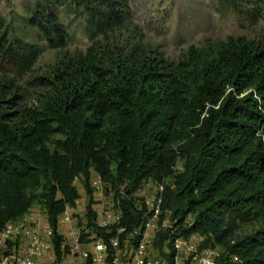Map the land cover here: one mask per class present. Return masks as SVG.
<instances>
[{
    "label": "trees",
    "instance_id": "trees-1",
    "mask_svg": "<svg viewBox=\"0 0 264 264\" xmlns=\"http://www.w3.org/2000/svg\"><path fill=\"white\" fill-rule=\"evenodd\" d=\"M63 8L84 14L93 44L64 50L44 78L46 94L17 108L23 97L8 72H30L41 41L66 47ZM27 23L37 43L13 37L0 14V231L35 205L56 230L80 198L81 178L89 225L102 234L91 208L93 171L115 188L172 176L165 207L191 216L194 231L223 246L218 264H235L230 255L264 264V41H208L171 61L144 43L129 0H39ZM121 33L128 34L123 42L98 40ZM122 207L125 227L142 224L129 202Z\"/></svg>",
    "mask_w": 264,
    "mask_h": 264
},
{
    "label": "built area",
    "instance_id": "built-area-1",
    "mask_svg": "<svg viewBox=\"0 0 264 264\" xmlns=\"http://www.w3.org/2000/svg\"><path fill=\"white\" fill-rule=\"evenodd\" d=\"M183 169L181 161L174 167L175 174ZM175 181L170 176L144 181L135 189L128 184L115 188L93 171L91 208L95 225L103 233L89 225L86 190L84 206L80 195L76 206H67L58 217L56 230L46 211L35 205L0 231V264H218L226 253L223 246L212 236L194 231L191 216L182 218L165 207L166 188ZM77 183L82 179L77 178ZM124 202L142 215L140 226L123 225ZM230 259L242 264L237 255Z\"/></svg>",
    "mask_w": 264,
    "mask_h": 264
},
{
    "label": "rangeland",
    "instance_id": "rangeland-1",
    "mask_svg": "<svg viewBox=\"0 0 264 264\" xmlns=\"http://www.w3.org/2000/svg\"><path fill=\"white\" fill-rule=\"evenodd\" d=\"M39 0H0V14L6 18L13 37L38 42V31L28 27L34 6ZM133 26L143 33L144 43L158 48L171 61H178L190 47H203L208 41H225L232 36L247 37L264 41V5L256 0H236L231 5L219 0H129ZM261 8L262 17L254 20L253 12ZM60 23L66 30V47H53L40 42L41 56L28 73L9 75L16 77L20 86L17 108L32 107L36 100L49 90L43 84L57 64L58 57L65 52L83 51L93 44L88 21L84 14L72 8L60 9ZM126 33L120 37L104 39L100 42H123ZM1 74V70H0ZM84 206L85 189L76 184ZM84 193V194H83ZM88 199V198H87ZM251 226L244 228L249 233Z\"/></svg>",
    "mask_w": 264,
    "mask_h": 264
}]
</instances>
